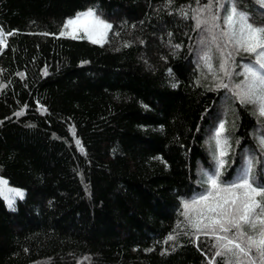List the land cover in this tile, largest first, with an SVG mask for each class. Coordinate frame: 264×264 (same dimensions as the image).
<instances>
[{"label":"trees","instance_id":"1","mask_svg":"<svg viewBox=\"0 0 264 264\" xmlns=\"http://www.w3.org/2000/svg\"><path fill=\"white\" fill-rule=\"evenodd\" d=\"M206 2L0 0V177L25 193L14 210L0 196V264L215 258L185 225L182 200L203 191L219 122L231 145L222 179L253 156L252 178L264 184V117L229 90L251 57L230 63L235 82L219 72L218 50L208 53L218 75L198 65L204 29L193 17L210 15L199 12ZM241 6L264 23L257 0ZM90 7L112 24L108 42L61 37ZM221 79L229 89H216Z\"/></svg>","mask_w":264,"mask_h":264},{"label":"snow or ice","instance_id":"2","mask_svg":"<svg viewBox=\"0 0 264 264\" xmlns=\"http://www.w3.org/2000/svg\"><path fill=\"white\" fill-rule=\"evenodd\" d=\"M257 2L264 6V0ZM196 3L199 4L200 0ZM199 12L210 13V18L197 15L193 19L197 29L203 27L211 35V43L220 52L219 72L231 79L229 64H235L234 57L243 53L252 58L243 66L244 72L237 74L244 76L241 83L229 89V84L221 79L216 89H229L241 104L255 105L257 114L264 117V23L257 24L241 6V0H208ZM183 15L187 17L188 13L183 12ZM102 17L103 13H98L94 7L78 12L65 21L60 35L87 38L103 46L108 42V32L113 26ZM80 33L84 34L83 37ZM0 43H4L2 33ZM202 59L208 72L218 75L211 56L205 53ZM225 124L219 122L214 129V166L211 171L202 169L201 179L197 181L203 191L191 200H182L181 215L188 228L213 239L211 247L215 249L214 257L219 258V264H264V184H257L252 178L257 162L253 156L243 161L233 180L222 179L224 167L229 162L225 157L231 147L228 136L224 135L227 131ZM259 144L264 149V136L259 138ZM24 195L23 190L9 187L8 181L0 177V196L9 208L14 210L15 198L23 199ZM175 238L170 234L164 243ZM210 264H217V260L213 259Z\"/></svg>","mask_w":264,"mask_h":264},{"label":"rangeland","instance_id":"3","mask_svg":"<svg viewBox=\"0 0 264 264\" xmlns=\"http://www.w3.org/2000/svg\"><path fill=\"white\" fill-rule=\"evenodd\" d=\"M103 18V17H102ZM205 18H210V15L209 16H205ZM104 19V18H103ZM204 29V28H203ZM111 32V31H110ZM110 32H108V36H107V39L109 38V34H110ZM83 33H80V36L81 37H83ZM61 37H64V38H67V39H73V38H71V36H61ZM202 41L204 42V43H201V44H203V46H205L204 48H205V53H212L213 51H217L218 49L216 48V46H215V44H213V43H211V35L209 34V33H207V32H205L204 30H203V36H202ZM3 39H4V43H0V46L1 47H4L5 46V42H6V38L3 36ZM80 39H83V40H86V41H88V42H90V43H92L90 40H88L87 38H77V39H73V40H80ZM92 44H94V43H92ZM106 43H104L103 44V46L105 45ZM94 45H97V46H101L100 44H94ZM199 49H201V46H200V48ZM218 52H219V50H218ZM220 53V52H219ZM241 54H243V53H241ZM240 54V55H241ZM244 55H246V54H244ZM236 56H238V55H236ZM235 56V57H236ZM203 59L201 58L200 60H199V63H198V65H203ZM229 68L231 69V65L229 64ZM236 71V69L235 68H233L232 67V77H231V79H229V80H231L230 82H232L234 79H235V72ZM222 75H223V73L222 72H220ZM224 76V75H223ZM234 82H235V80H234ZM232 84V83H231ZM234 86L232 85V88H233ZM9 186V185H8ZM10 187V186H9ZM25 196V195H24ZM3 198V197H2ZM4 199V198H3ZM24 199V198H23ZM23 199H19V198H15V204L18 202V201H20V200H23ZM7 204V203H6ZM15 204H14V206H15ZM9 208V207H8ZM9 209H13V208H9ZM196 237H199L198 239H200V238H202L203 240H206V242L208 243V244H210V245H212L213 244V239L211 238V237H208V236H204V235H202V234H199V233H196ZM213 250H214V252H215V249L213 248ZM214 259H216L217 260V264H219V258L218 257H215Z\"/></svg>","mask_w":264,"mask_h":264}]
</instances>
